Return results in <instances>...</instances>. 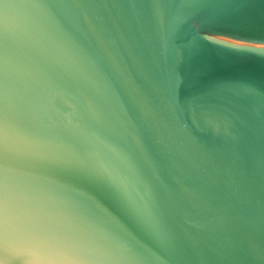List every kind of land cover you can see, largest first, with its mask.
Returning <instances> with one entry per match:
<instances>
[{
    "label": "water",
    "instance_id": "1",
    "mask_svg": "<svg viewBox=\"0 0 264 264\" xmlns=\"http://www.w3.org/2000/svg\"><path fill=\"white\" fill-rule=\"evenodd\" d=\"M0 264H264V0H0Z\"/></svg>",
    "mask_w": 264,
    "mask_h": 264
},
{
    "label": "snow or ice",
    "instance_id": "2",
    "mask_svg": "<svg viewBox=\"0 0 264 264\" xmlns=\"http://www.w3.org/2000/svg\"><path fill=\"white\" fill-rule=\"evenodd\" d=\"M4 216H5V214H4L3 212H0V224L3 223V221H4Z\"/></svg>",
    "mask_w": 264,
    "mask_h": 264
}]
</instances>
